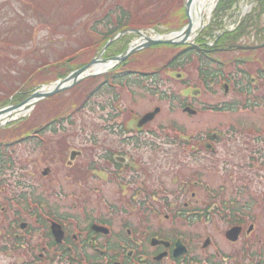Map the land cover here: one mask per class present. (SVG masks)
<instances>
[{
  "label": "rangeland",
  "instance_id": "1",
  "mask_svg": "<svg viewBox=\"0 0 264 264\" xmlns=\"http://www.w3.org/2000/svg\"><path fill=\"white\" fill-rule=\"evenodd\" d=\"M186 1L0 0V107L19 105L39 89H54L53 82L67 78L93 58L109 63L104 70L30 103L26 113L0 123V146L6 147L0 149V264L32 263L23 247L27 238L15 237L13 232L19 231H11L7 225L12 216L19 214L18 221H26L23 229L27 227L26 234L33 235L30 245L34 239L41 240V236L34 237L39 231L30 212L18 213L16 207L32 210L38 203L62 204L73 208L69 213L77 214L71 219L73 223L83 224L87 217L82 219L74 207L83 203L100 207L96 188L106 201L119 206L125 198L123 189L115 179L102 177L106 163L102 165L97 154L123 148L116 141L122 136L114 130L117 119L129 126L135 114L142 117L155 111L148 120L149 132L166 145L153 148L140 144L131 152L134 162L140 158L148 162L150 172L163 165L166 177L162 185L169 190L176 188L172 185L174 176L190 177L198 170L195 178L208 183L210 191L206 193L205 185L190 184L188 193L178 195V201L194 190L200 204H207L215 191L216 201L224 197L221 203L230 206L236 196L231 186L243 184L245 191L239 202L247 199L253 205L246 211L254 215L250 234L264 239V0H215L189 43L143 46L118 62L110 61L146 41L143 34L154 38L180 30L189 22ZM106 21L110 27L123 22L128 31L121 36L118 32L120 37L103 50ZM188 47L204 55L197 56L192 50L184 56L180 50ZM124 71L128 75L121 79ZM186 105L196 113L190 114ZM153 125L165 126L162 135L154 134ZM187 136L189 141L182 139ZM190 144L198 147L192 151V159L186 151ZM79 148L81 157L71 161V167L66 166L64 161L69 160L71 151L73 158L78 155L72 149ZM181 158L189 163L171 172ZM149 179V185L155 186L154 179ZM233 209L221 207L220 214H212L216 216L214 223H209L208 211L202 209L198 221L189 224L183 217L165 218L167 209L152 210L151 227L162 224L169 233L182 230L189 247L180 262L162 258L158 264L220 262L214 255L215 245L221 247L223 255L239 244L237 240L229 244L224 236L229 210L240 213ZM138 213L132 206L127 217L134 220L131 214ZM89 214L93 216V211ZM125 217L117 211L112 221ZM207 236L211 241L204 244ZM107 261L104 257L103 264Z\"/></svg>",
  "mask_w": 264,
  "mask_h": 264
},
{
  "label": "flooded vegetation",
  "instance_id": "2",
  "mask_svg": "<svg viewBox=\"0 0 264 264\" xmlns=\"http://www.w3.org/2000/svg\"><path fill=\"white\" fill-rule=\"evenodd\" d=\"M135 115L129 126L127 122H122L119 119H117V124L114 126V130L122 135L121 138L116 140L121 145L120 147H123L120 149V152L117 149L116 151H105V154H97V159L100 163L102 165L106 163L107 170L101 171L103 172L102 177L106 180L108 178L115 179L118 186H121L123 189L125 198L118 203L119 206L106 201L102 196L101 190L96 188L95 195L99 200L98 204L100 207L97 204L90 203H83V206L79 208L71 205L76 208L74 210L79 211L78 215L82 219L83 216L87 217L83 221V224L80 222L73 223L71 219L77 214L73 212L69 213L73 208L68 209L62 204L54 202H48L46 204L38 203L34 204V209L30 210L29 208L30 211L28 209L24 210V207H16L17 212L18 210L30 212V215L33 216V222L35 224L37 222L38 228L36 230L39 231L37 232V236L34 237L38 238V236H41L40 241L34 239L33 244L30 245L29 241L33 239V235L26 234L28 228L23 229L26 221H18L20 219L19 214L15 215L16 219H14L15 216H12V220L9 222L10 224L7 223L11 227V231H19L13 232L15 237L27 238L28 242L25 241L24 243L27 247L24 245L23 247L29 254V258L32 259L31 264H38L41 260L48 261L45 264H50L49 262L51 264H62L63 262L67 264H103L104 257L108 258L105 264H158L162 258L169 259L172 262H180L181 257L189 252V247L183 240V231L180 230L178 232L177 230H173L169 233V231L166 232L162 224H158L156 228H152L149 218L151 211L157 210L158 208L167 209L169 212L165 215V218H168V220L173 218L175 220V218L183 217L186 219V223L189 224L198 221L199 211L203 209L208 211L209 223H214L216 216L213 215L220 214L221 207L226 210L232 207L240 210V213L236 212V215L229 210L230 215L226 216L228 226L224 230V236L229 241V244H234L233 241L236 240L239 244L237 243V248L223 255L221 247L215 245L214 249L216 254L214 255L219 257L221 261L214 264H264V239L250 234L254 227L253 221L251 222L250 220L254 219V215H248L246 211L253 205L247 199V202H239L242 201V193L245 191L243 184L239 187L231 186L236 194L234 200L237 203L233 202L230 206L221 203L224 197L218 199L219 202H217L215 191L211 192L210 196H208L210 202L207 204H200L194 190L189 192L190 195L187 198L182 197L178 201V195L182 196L188 193L190 184L196 187L205 185L206 193L210 191L208 189L210 187L208 183L203 184L205 182L195 178L198 176V170H196L190 177L177 178L174 176L172 178V185L176 188L169 190V188L162 185L166 177L164 176L166 175V171L163 165L157 166L158 170H153L151 173L150 170H147L148 165L146 164L148 162H144L140 158L135 163V156L131 155V152H134V148L140 144H147L143 146L153 148H160L158 144L166 145L165 142H158L152 138V134L149 132L151 130L148 126L149 121L140 123L141 114ZM164 129L165 126L153 125L152 130L154 134L162 135V130ZM196 134L193 133L191 135L194 137ZM148 137L152 139L149 138L148 140ZM182 139L186 141L190 140L188 136L186 139L183 137ZM191 139L193 140V138ZM198 143L200 145V141ZM190 145V148H186V151L190 159H192L194 158L192 151H198V147L194 144ZM205 146L207 148L210 147L209 144ZM124 148H128L129 150L125 151ZM182 149L184 150L185 147L183 146ZM72 150L78 153V155L73 158L71 151V156L69 155L68 157L69 160L66 159L64 161L65 165L69 167L74 165L76 159L82 155L81 148L79 150ZM71 161H74V163L68 165ZM139 162L143 163L141 167H139ZM178 163L176 166L171 165V172L174 171L176 173L177 168L182 167L183 163H189V160L181 158L178 160ZM149 178L154 179L155 186L149 185ZM175 190L176 193H173ZM159 194H173L175 197H158L157 195ZM228 198L230 199V196ZM132 206L136 210H139L137 216L131 214V217L133 219L135 218L134 220L127 217ZM89 211H93V216L89 214ZM117 211L122 212V215L126 217L121 218L117 222H113L112 216ZM11 213L15 212L11 211ZM66 219H70L68 220L70 224L66 223ZM235 227H237L238 231L234 229ZM8 240L9 238L6 239V241ZM210 241V236H207L204 244H208ZM134 244L137 250L131 247Z\"/></svg>",
  "mask_w": 264,
  "mask_h": 264
},
{
  "label": "water",
  "instance_id": "3",
  "mask_svg": "<svg viewBox=\"0 0 264 264\" xmlns=\"http://www.w3.org/2000/svg\"><path fill=\"white\" fill-rule=\"evenodd\" d=\"M192 0H187V4H186V11L187 13L189 12L188 6L190 5ZM189 29H190V22L180 31L178 32H170L169 34H165L162 35V37H157V38H150V37H145L146 41L137 43V45H133L131 48H129L128 50H126L124 54L118 55V56H114L113 58H110V61L113 62H118L119 59H123L129 52H132L138 48H141L143 46H149V45H154V44H159V43H173V44H187L188 42V37L186 35H189ZM184 33V34H183ZM170 34H173L174 36H170ZM117 37V35L114 38H111L108 42L112 41L113 39H115ZM196 46V45H194ZM106 47V46H105ZM105 47L103 48V50L105 49ZM105 61V59H99V58H93L91 60V62H89L88 64H86L84 67H81L75 71H73L67 78H63L60 80H57L56 82H54L53 84L55 85L54 89L49 90L48 92L46 91H41V89L35 91L31 96H29L28 98H26V100H24L22 103H20L19 105L16 106H5L0 108V113L1 112H5V111H10V109H14L19 107L20 105H28L31 103H35L36 101H38L40 98L48 96L54 92H57L61 89L66 88V86H69L75 82H77L80 78L85 77L87 75H89V73H94L93 72H86L87 69L95 64L96 62H103ZM106 63H108V61H105ZM156 112V111H155ZM155 112H152L151 114H147L145 116V120L149 119L150 117H152L154 115ZM7 121V120H5ZM2 125L6 122H0Z\"/></svg>",
  "mask_w": 264,
  "mask_h": 264
},
{
  "label": "bare ground",
  "instance_id": "4",
  "mask_svg": "<svg viewBox=\"0 0 264 264\" xmlns=\"http://www.w3.org/2000/svg\"><path fill=\"white\" fill-rule=\"evenodd\" d=\"M215 0H193L188 6L189 9V19H190V29L189 35H186L188 39H192L196 35L197 29L203 24L204 17L211 10L212 5ZM184 34V33H183ZM170 36H174L173 34ZM139 41V40H138ZM109 63H95L91 65L86 72H93L98 70H104ZM47 89H41L44 91ZM29 110L28 105H24L15 111H5L0 113V122L11 118L13 115L24 114Z\"/></svg>",
  "mask_w": 264,
  "mask_h": 264
},
{
  "label": "trees",
  "instance_id": "5",
  "mask_svg": "<svg viewBox=\"0 0 264 264\" xmlns=\"http://www.w3.org/2000/svg\"><path fill=\"white\" fill-rule=\"evenodd\" d=\"M108 14V13H107ZM104 17L106 18V20L107 21H110L109 19V16H106V14L104 15ZM106 21V26H108L107 27V30L106 31H104L103 32V37H102V39H104V40H106L110 35H112L115 31H117V30H119L120 28H122V27H124L125 26V23H123V22H121L120 23V21H118L119 23H116L113 27L111 26H109V22H107ZM108 23V24H107ZM114 24V23H113ZM110 27V28H109ZM101 39V40H102ZM192 50H194L192 47H188V48H184L183 50H182V54L184 55V56H187L189 53H191V51ZM194 51H196L197 52V50H194ZM195 52V53H196ZM199 53H201V54H203L204 55V53L203 52H199ZM6 147H4V148H2L1 146H0V149H5Z\"/></svg>",
  "mask_w": 264,
  "mask_h": 264
}]
</instances>
